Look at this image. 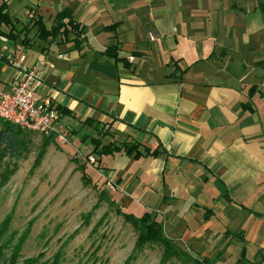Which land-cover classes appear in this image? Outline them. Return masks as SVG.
<instances>
[{"label":"crops","instance_id":"0c3cea01","mask_svg":"<svg viewBox=\"0 0 264 264\" xmlns=\"http://www.w3.org/2000/svg\"><path fill=\"white\" fill-rule=\"evenodd\" d=\"M4 1L18 28L67 9L87 40L39 51L0 34V90L36 67L37 100L67 110L60 131L157 149L96 157L103 184H116L109 198L142 199L168 218V237L204 251L219 221L222 245L248 261L264 253V0ZM111 45L125 62L102 53Z\"/></svg>","mask_w":264,"mask_h":264},{"label":"rangeland","instance_id":"374dc122","mask_svg":"<svg viewBox=\"0 0 264 264\" xmlns=\"http://www.w3.org/2000/svg\"><path fill=\"white\" fill-rule=\"evenodd\" d=\"M61 132H65L67 141L61 143L52 133L53 138L44 155L33 166L45 135L32 131L30 152L26 158L18 160L17 170L0 191V221L7 215L11 216L8 233L15 232L12 243L29 228L20 249L19 262L22 258L42 253L40 262L46 261V264H51L56 255L59 256L58 264H123L129 257V264H240L235 262L238 249L234 250L233 244L227 247L221 243L224 228L219 221L212 222V242L204 247L208 251L174 239L186 254L173 255L163 263L162 243L148 241L137 246L136 227L117 215L115 208L120 206L124 211L140 215L143 200L132 199L130 205L121 206V199H97L100 189L106 196L111 191L105 182L103 184L104 177L96 168L98 156L93 154L95 160L88 162L82 157H88L85 154L92 145L78 140V133L71 135L62 129ZM72 143L77 144L80 155ZM72 160L74 163L79 160L76 165L84 166L87 182L83 181L80 168L74 166ZM100 167L109 175L106 169L108 159L101 161ZM151 212L156 217L159 214L158 211ZM159 219L164 227L168 225V218L163 221L159 216ZM164 235L170 239L165 232ZM213 243L215 245H210ZM211 246L217 250L210 251ZM8 253L7 248L4 255Z\"/></svg>","mask_w":264,"mask_h":264},{"label":"trees","instance_id":"16d2710c","mask_svg":"<svg viewBox=\"0 0 264 264\" xmlns=\"http://www.w3.org/2000/svg\"><path fill=\"white\" fill-rule=\"evenodd\" d=\"M17 22V20L12 19L9 15L5 1L0 0V27H3L0 28V34L12 40L19 39L20 44L23 46L36 47L39 51H44L49 49L52 44L58 46V49H62L69 45L79 51L87 40L84 27L73 20L71 12L67 9H62L56 12L52 16V24L49 27H46L40 16H33L29 22L23 24L19 28L16 26ZM31 31L32 33H30ZM116 51L117 45H111L102 53L108 57H112L114 60H123V58H117ZM123 62H125V60H123ZM53 107L58 111V120L60 113L67 112L65 108H61L58 105H53ZM105 134H107L106 131L104 135H101L100 132L97 136H92L89 139L92 149L86 156L92 155L95 157L93 154L97 156H107L115 152H121L127 156L138 158L142 154L150 156L158 154L157 149L150 150L148 147H143V149L140 150L139 143L130 142L128 140L121 142L109 140L103 143L102 138H104ZM52 138L53 136L51 135H45L43 137L40 143L41 147L37 151L33 166H36L39 163L41 157L46 151V146ZM31 144V130L22 129L18 125L0 118V191L17 170L18 160L26 158L27 154L30 152ZM77 166L82 172L81 178L83 181L87 182L88 179H86L87 176L84 172V166ZM97 199L103 200L110 198L109 196H106L103 189H100ZM109 202L112 204L113 201L110 200ZM96 206L97 203L94 205V208ZM115 213L136 227L137 246H141L148 241L162 243L163 249L161 262H166L173 255H180L182 253L186 254L174 239H169L164 235L163 225L156 219L155 213L144 211L140 215H135L132 212L124 211L120 206L115 208ZM10 220L11 216L7 215L0 221V264H46V261L40 262L42 253L31 257H25L22 258L20 262L18 261L20 258V249L27 237L29 228L20 233L12 243V239L15 237V232L12 231L11 233H8ZM7 248L9 249V253L5 256L4 251ZM258 255V260L248 261L245 257V248L243 247L235 262L240 264H264V253L258 252ZM58 258L59 256L56 255L51 264H58ZM130 260L129 257L123 264H129ZM205 261L208 262L206 259Z\"/></svg>","mask_w":264,"mask_h":264},{"label":"built area","instance_id":"2783aa9c","mask_svg":"<svg viewBox=\"0 0 264 264\" xmlns=\"http://www.w3.org/2000/svg\"><path fill=\"white\" fill-rule=\"evenodd\" d=\"M23 58L21 56L18 63ZM39 84L40 73L36 67H21L7 89L0 90V118L42 135L53 133L58 141L65 143L67 138L56 125L58 111L53 107L52 101L49 98L38 101L35 96ZM82 158L88 162L95 160L92 156ZM105 185L109 190L116 189V184L110 180Z\"/></svg>","mask_w":264,"mask_h":264}]
</instances>
